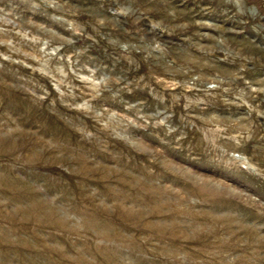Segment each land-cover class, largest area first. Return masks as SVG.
<instances>
[{
    "label": "rangeland",
    "instance_id": "374dc122",
    "mask_svg": "<svg viewBox=\"0 0 264 264\" xmlns=\"http://www.w3.org/2000/svg\"><path fill=\"white\" fill-rule=\"evenodd\" d=\"M0 264H264V0H0Z\"/></svg>",
    "mask_w": 264,
    "mask_h": 264
}]
</instances>
